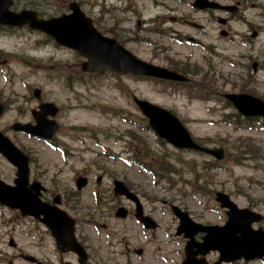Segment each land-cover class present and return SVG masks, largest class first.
Returning <instances> with one entry per match:
<instances>
[{
	"label": "rangeland",
	"instance_id": "1",
	"mask_svg": "<svg viewBox=\"0 0 264 264\" xmlns=\"http://www.w3.org/2000/svg\"><path fill=\"white\" fill-rule=\"evenodd\" d=\"M37 1L43 5H61L58 3L64 0ZM241 1L243 11L230 23L229 39L218 35L215 26L201 21L206 28L198 33L195 45L187 41L178 44L151 35L155 48L136 45L127 48L136 57L159 66H166L168 62L177 67L186 64L192 73L190 79L200 83L202 77H207L213 92H246L264 99V0ZM136 2L141 10L140 20L163 14L161 8L147 0ZM179 8L186 14L189 12L185 5ZM47 10V14L52 15L53 10L49 7ZM91 10L95 12L98 6L93 3ZM106 18L104 16L103 20ZM114 19L119 18L114 15ZM254 32L255 37L251 38ZM206 44L215 47L218 58L204 55ZM0 51L7 55L5 66L0 63V101L7 107L0 118V131L4 130L19 149L31 156L30 170L45 175V180L52 177L51 181L58 182L59 188L73 187L70 181L77 173L91 174L89 186L81 193L82 203L78 207L81 216L90 208V193L97 187L95 176L102 172L107 173L99 187L104 200L113 197L111 179L123 181L149 199L147 210L156 218L159 228L144 235L133 221H115L109 215L104 222L121 234L120 246L110 248L107 254L100 253V259H95L100 264H179L184 241L175 235L177 220L170 212L171 204L186 211L195 222L220 225L225 221L224 212L213 199V192L220 191L228 194L238 207L251 208L264 215V120L242 127L225 124L223 122H229L223 120V116L228 115L233 120L235 111L222 99L218 102L198 99L185 89L172 93L160 82H142L130 76L83 75L75 53L57 50L38 35L2 34ZM255 64H258L256 72L252 69ZM194 71H197L196 76ZM33 89L40 90L43 101L52 102L60 109L56 116L59 130L51 143L10 130L12 123L29 120V111L36 106V101L31 99ZM131 95L172 111L202 144L224 148L223 164L208 174L207 169L202 168L212 164L211 159L178 153L167 144L161 145L145 127ZM135 139L149 147L153 155H166L168 162L175 165L179 175L170 176L172 185L164 180L156 183L153 176L134 164L130 145L137 143ZM179 158L183 164L178 162ZM195 167L198 180L190 172ZM166 168L169 170L171 166ZM14 173V168L0 157L1 179L12 184ZM104 206L111 207L110 201H105ZM102 212L108 210L102 209ZM37 228L39 232L28 220L21 221L14 211L0 206V264H28L21 255L32 256L42 264H58L59 255L51 238ZM85 231L90 232L87 228ZM101 238L103 240V236ZM11 242L13 247L9 246ZM94 244L97 245V240ZM130 245L141 246L143 254L140 257L129 254L127 246ZM215 259L214 254L206 256L209 262Z\"/></svg>",
	"mask_w": 264,
	"mask_h": 264
},
{
	"label": "water",
	"instance_id": "2",
	"mask_svg": "<svg viewBox=\"0 0 264 264\" xmlns=\"http://www.w3.org/2000/svg\"><path fill=\"white\" fill-rule=\"evenodd\" d=\"M0 21L14 26L28 25L32 29L50 35L59 45L75 50L87 60L81 66L84 72L93 73L108 70L117 73L157 77L165 80H183L182 77L174 72L137 60L118 46L114 40L101 37L91 27L89 20H85L76 10L73 11L72 15L48 21L39 20L30 15L14 16L4 14L0 16ZM38 94L39 92L35 91L36 97H38ZM225 98L232 103L242 116L264 118L263 101L246 94H228L225 95ZM135 102L148 118L151 129L173 147L203 152L217 160L223 158L222 149H207L197 145L181 123L169 112L143 101L135 100ZM40 110V113L33 114L37 122L35 127L15 124L12 129L36 137L49 138L50 134L56 130V124L52 121H47L46 116H53L56 113V109L50 104H45L40 106ZM2 111L3 108L0 106V114ZM0 153L17 169L14 187H9L0 182V204L10 209L19 210L23 216H36L40 213H46L47 207L38 200L40 185L34 183L30 189H26L28 158L17 150L2 134H0ZM82 184L83 182H79L78 186ZM115 192L122 195H130L120 182L115 183ZM215 200L221 208L227 209V221L222 227L194 224L188 219L186 213L175 207L172 208L179 219L177 234H183V237L188 239L184 248L185 259L182 264H207L203 257L209 251H217L219 253V258L214 264L233 262L242 258L247 261L260 258L264 254V232L261 230L253 231L250 227L260 217L247 209L239 210L228 196L222 193H216ZM54 212L58 213V211ZM121 213L122 209H119L118 214ZM143 221L148 223L145 218ZM45 223L55 237L60 251L71 249L78 252L72 244L71 225L65 232V222L60 218L57 220L51 217V220H45ZM197 233H204L202 243H197L194 240V236ZM198 255L201 258L197 259Z\"/></svg>",
	"mask_w": 264,
	"mask_h": 264
},
{
	"label": "flooded vegetation",
	"instance_id": "3",
	"mask_svg": "<svg viewBox=\"0 0 264 264\" xmlns=\"http://www.w3.org/2000/svg\"><path fill=\"white\" fill-rule=\"evenodd\" d=\"M114 2H107L106 0H96L95 6H98V10H95V12H90L91 18L94 21V24H96L102 31H105V29L109 30L110 32L126 28L127 26L131 25V22L127 20H123L121 22H115L114 20L109 21L106 19L103 20L104 16H113V15H131L133 13L134 16H138L137 11L134 10V5L132 3L133 0H113ZM193 0H188V2H183L182 0H161L160 8L163 10V14L159 17V25L164 29L162 31H159L160 33H166L170 32L172 35L179 36V37H185L187 40H191L195 42L196 40L190 36L183 35V31L176 30V27H179L180 29L184 28L185 30H196L194 27L199 25L202 21L209 22L210 20H214L215 24H220V20L218 18V14L221 15H228L227 11L225 10H205V11H197L194 9ZM89 3L88 0H80V5L84 9L87 7V4ZM185 5L188 8V13L182 11L179 6ZM237 5H241V2H237ZM27 7V5H24L20 1H13L12 4V11H20L22 9H29V8H23ZM90 9V5L88 6ZM32 10V9H30ZM202 14V15H198ZM132 17V19L134 18ZM155 23L154 20H145L142 19V22L137 20L135 22V27L137 29H140L142 25H148V24ZM133 24V23H132ZM227 24V20H226ZM225 24V25H226ZM166 25H170L173 27L172 29H166ZM222 25V24H220ZM224 25V26H225ZM204 27V26H203ZM220 26H217V29L220 30ZM16 31L13 29H8L5 27L0 26V31ZM201 30V29H200ZM119 32H125L130 33V31L126 30H119ZM203 32V31H201ZM258 66V64H255ZM106 172H102V175L95 176V182L96 187L95 190H92L91 195V203L90 208H88V211L85 215L79 214V206L81 205V193L83 190H85L89 183V177L88 174H75L72 177L71 182L75 183L77 177H84L86 181V186L81 188L80 190L76 189L75 187H62L59 188L58 182H52L50 177L48 180H45V175L41 174H33L32 175V181L40 182L42 185H44L46 188L41 193V200L50 206H55V204L58 205V207L62 210H64L73 220H74V236L77 240V242L82 246L84 253H85V262L84 264H100L99 261L95 260L98 255L102 252L107 254L110 248L118 247L120 246V240H121V234L119 232H116V230H113L111 227L107 226L108 224L104 222L109 215H112V218L115 221H133L141 230V232L144 235H150V233H154L158 228V221L156 218H154L150 212H148L146 207V201H149V199L143 194V192H138L137 190L133 189L132 186H129L126 184L129 191L136 197L134 199H127L123 196H118L114 194L113 191V182L114 179H111L110 185H111V193L113 197H108L106 200L103 199L101 196L103 192H100V185L102 184V179L106 175ZM99 177V179H97ZM56 200V201H54ZM109 200L111 203V207H106L105 201ZM137 202V204H136ZM118 208H123L125 210V217L121 219H117L115 216V212ZM102 209H107L108 212H102ZM137 211H140L143 216H146L154 223L156 224L155 228L153 229H146L144 226L139 222L137 217ZM80 215V216H79ZM20 217V216H18ZM31 219L36 225H39L43 227L44 225L41 222V219H43V216H40L38 219ZM86 224V226H84ZM90 230L89 234L85 231V229ZM49 233L48 231H46ZM103 236V240L101 238ZM94 240H97V245L94 244ZM135 241L137 242V238H135ZM105 248V251H102V249ZM128 253H132L131 255L135 257H140L144 250L141 248V246H127ZM27 256H21L22 259L26 260ZM71 258V259H70ZM99 258V257H98ZM100 259V258H99ZM64 262H70L71 264H78V257L75 256L73 253H64L62 255L59 254V264H62ZM32 264H42L38 262H34Z\"/></svg>",
	"mask_w": 264,
	"mask_h": 264
},
{
	"label": "trees",
	"instance_id": "4",
	"mask_svg": "<svg viewBox=\"0 0 264 264\" xmlns=\"http://www.w3.org/2000/svg\"><path fill=\"white\" fill-rule=\"evenodd\" d=\"M249 121L250 120H246V123L248 122L249 123ZM138 146H140V147H142V145L141 144H138ZM150 148H148L147 146H146V148H143L142 147V150H143V154L141 153V154H138L139 156H142V158H144L145 160H150L151 162H154V161H157V160H162L161 161V164H159V166L160 167H158L157 169H158V171H160L161 172V175H160V177H165V175L163 174L165 171H167V168H166V166L167 165H169V162L166 160V159H168V157L166 156V155H161L162 157L160 158V157H158L157 155H153L152 153H151V150H149ZM138 156V157H139ZM137 156H136V160L137 161H139V158H138ZM166 158V159H165ZM180 159V158H179ZM178 162L179 163H182L183 164V162H182V160L180 159V160H178ZM150 170H151V172L152 173H154L155 174V172H154V170L152 169V168H149ZM169 170L170 171H174L175 172V170L173 169V168H169ZM168 170V172L169 173H171L170 171ZM190 172L192 173V175L194 176V178L196 179V180H198V170H197V168L195 167V168H193L192 170H190ZM173 173V172H172ZM179 172H177V174H178Z\"/></svg>",
	"mask_w": 264,
	"mask_h": 264
}]
</instances>
